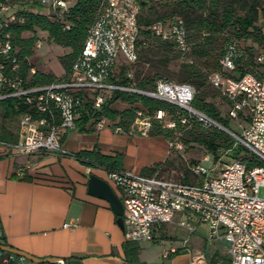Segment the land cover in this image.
<instances>
[{
	"label": "built area",
	"instance_id": "1",
	"mask_svg": "<svg viewBox=\"0 0 264 264\" xmlns=\"http://www.w3.org/2000/svg\"><path fill=\"white\" fill-rule=\"evenodd\" d=\"M78 1L0 0V12L9 13L2 21V29L14 22H23L14 10L17 4L40 5L44 9L41 14L65 22ZM141 11V0H102L85 47L71 72L45 86L28 85L21 76V59L10 35L0 34V103L16 99L24 108L19 138L16 142L0 138V157H29L49 152L74 156L63 146L65 136L78 128L77 120L86 104L92 111L101 110L115 92L167 101L198 117L206 126L222 125L192 106L197 90L189 83L161 78L154 89L143 90L134 80L132 69L128 73V83L115 79L121 60L130 68L140 61ZM257 26L264 34V0L259 7ZM66 28L70 25L66 24ZM152 31L164 40L175 42L183 53L191 50L185 19L179 14L154 23ZM245 49L244 40L229 39L221 60L225 71H236ZM256 61L264 63V51L257 54ZM31 71L35 73V68ZM209 81L231 102L229 116L242 127L241 134L232 131L233 137L260 164L251 166L243 156L213 174L214 162L210 154L203 162L188 165L195 176L201 177L198 183L167 177L158 170L145 174L133 169L108 173L107 181L125 207L126 242L153 241L157 230L176 225L187 232L184 249L192 255V264H210L208 252L188 246L199 226L206 225L208 245L214 247L222 242L228 247V264H264V194L261 195L264 190V80L254 73L234 78L216 72L209 76ZM135 114L130 132L144 136L150 134L155 119L162 121L167 116L165 111L151 115L142 107H137ZM246 118L250 121L243 126ZM182 122L186 123L187 119L183 118ZM96 126L111 127L116 133L125 132L122 126L107 118L97 121ZM169 145L171 150L183 149V143L178 141H171ZM172 252L178 250L172 249ZM56 262L67 264L64 259Z\"/></svg>",
	"mask_w": 264,
	"mask_h": 264
},
{
	"label": "trees",
	"instance_id": "2",
	"mask_svg": "<svg viewBox=\"0 0 264 264\" xmlns=\"http://www.w3.org/2000/svg\"><path fill=\"white\" fill-rule=\"evenodd\" d=\"M101 1L79 0L71 8L65 22L53 20L36 10H19L17 15L23 22H14L0 31L2 35H10L16 51L17 47L21 48V52L17 51L21 59L20 73L29 86H45L58 79L40 70L32 75L30 74L34 66L29 62V49L37 42L36 32L38 30L47 32L50 39L57 46L71 50L70 53L61 57V63L66 70V74H68L85 47L89 29L96 19ZM260 5L261 0H174L168 4V11L159 13L157 6L149 1L141 0L139 57L146 58L147 56L148 59H151L149 56L152 54H162L165 57L162 60L163 63H169L183 55L191 57L190 60L186 59L181 63L179 72L175 74V77L181 83H189L197 87V94L192 103L195 109L204 112L213 120L230 128V120L225 119L218 105L209 99L210 95L206 92L207 84L216 90L209 81V76L216 72L234 78L242 77L246 73H254L264 80L257 71L258 67H264V63L256 61V46H264V34L257 26ZM175 14L184 17L187 39L192 43L191 50L186 53L179 51L175 42L164 40L152 31L154 23L160 20L166 21ZM66 24L70 25L69 29L66 28ZM27 32L33 33L35 36L26 39L24 34ZM226 33H228V36H226ZM231 37L244 40L246 44L245 56L237 62L236 71L232 72L234 74L225 71L221 63L226 52V44ZM208 70L210 73L207 72ZM127 73L128 68L126 66L122 67V75H116L115 79L118 78L123 84H126L130 81ZM161 78L177 82L173 78L160 73L144 75L143 77L140 73L136 81L140 89L151 90L155 88L156 82ZM121 100L133 105L134 108L124 111L113 108V105ZM136 105L148 110L151 115H156L159 111H165L173 118L176 124L175 128L178 129L185 128L182 124L183 118H186L187 122H191L192 128L186 132L188 139L184 140L187 146L194 143L203 146L214 157H217L222 151H226L233 159L244 156L245 161L251 166L260 164L248 149L240 145L226 131L214 125L206 126L197 117L175 104L148 96L115 92L112 99L101 110L97 111H92L91 107L86 104L77 120V126L83 132H91L94 130L97 121L107 118L118 123L124 128L125 132H128L136 117ZM23 111V106L16 99H9L0 103V138L2 140L13 142L18 140V127L13 128L9 126V123L11 120L15 122ZM245 120L250 121L248 118ZM175 132L176 129H167L161 120L155 119L150 134L151 136H165L169 139ZM74 157L89 168H102L108 173L125 170V156L121 153L116 156H109L95 149L75 153ZM162 166L163 164L160 163L152 169L144 171L153 174ZM3 244L8 245L6 240H3ZM126 251L129 262L144 264L139 259V247L136 243H128ZM210 264H219L218 253L212 257Z\"/></svg>",
	"mask_w": 264,
	"mask_h": 264
},
{
	"label": "crops",
	"instance_id": "3",
	"mask_svg": "<svg viewBox=\"0 0 264 264\" xmlns=\"http://www.w3.org/2000/svg\"><path fill=\"white\" fill-rule=\"evenodd\" d=\"M35 10L44 9L35 5ZM8 15L0 12V31ZM63 146L71 154L95 149L109 156L124 154V169L145 174L151 173L144 170L167 162L172 153L165 136H144L130 130L116 133L108 126H95L91 132L71 130ZM92 174L107 180L106 170L89 168L74 156L57 152L0 157V243L6 240L8 245L40 259H64L67 264H132L127 258L124 229L111 204L89 194ZM170 226L157 230L153 241L136 243L142 263L192 264V255L184 249L187 234L156 236ZM188 246L208 252L211 259L216 253L221 255L200 233L190 237ZM56 261L36 263L0 251V264H58Z\"/></svg>",
	"mask_w": 264,
	"mask_h": 264
},
{
	"label": "rangeland",
	"instance_id": "4",
	"mask_svg": "<svg viewBox=\"0 0 264 264\" xmlns=\"http://www.w3.org/2000/svg\"><path fill=\"white\" fill-rule=\"evenodd\" d=\"M151 2L153 5L157 6L159 13H164L165 11L169 10L168 4L174 0H146ZM42 7V6H41ZM43 8V7H42ZM15 11L19 10H35V5L33 4H27V3H20L15 6ZM242 12V11H241ZM35 34L27 32L24 34V38L30 39L33 38ZM36 36L38 37L37 42L29 49V62L34 66L35 73L37 71H42L44 73H47L49 75H53L56 78L62 77L66 74V70L64 66L61 63V57L67 55L71 52L69 48H64L61 46H57L49 37L47 32H44L42 30H38L36 32ZM147 42V41H146ZM148 43V42H147ZM17 51L21 52V48L17 47ZM257 54L262 53L264 51V46L258 45L256 46ZM178 52V51H177ZM151 59L140 57V61L136 64L134 68H130L125 65L124 61L121 60L119 63V66L116 71V75H122V67L128 68V73L130 69L133 71L134 80L136 81V78L138 74L142 73V77L144 75H154L157 73H160L164 76H168L170 78H173L177 82L181 83L177 77H175V74H178L180 65L183 61L190 60L191 57H188V55H183L178 57L177 59H173L169 63H163V59L165 58L164 55L158 54V55H150ZM258 73L263 77L264 79V67L260 66L257 68ZM208 73L209 70L207 71ZM127 73V74H128ZM32 73V71L30 72ZM234 74V73H232ZM137 83V81H136ZM192 85V84H191ZM194 86V85H193ZM197 89L196 86H194ZM212 88L209 84H207L206 92L210 95V100L214 101L222 114V116L225 119L230 120V129L231 131L241 134L242 133V127L240 126V123L234 119H231L229 116V110L231 108V104L226 99L223 94L218 90L217 88ZM135 107H140L139 105H136ZM113 108L118 109L120 111L133 109L134 106L130 105L124 101H118L116 104L113 105ZM196 117V116H195ZM198 118V117H197ZM162 124L167 129H176L175 134H173L172 137L168 139L169 142L171 141H178L183 143V149L182 150H171V158L167 160V162L163 163V166L158 168V171L161 172L162 175L167 177H172L181 181L185 182H191V183H198L201 181V177L195 176L189 169V164L194 163H200L203 162L204 158L208 157L210 153L201 145L192 143L191 145H185L184 140H187V130L192 128L191 122H186L182 124L185 126L183 129H178L173 127L171 124H175V121H173V118L167 114L166 118L162 120ZM243 126L248 125L247 120H243L242 122ZM9 126H12L13 128L18 127V121L9 123ZM176 126V124H175ZM220 128V127H219ZM151 133V132H150ZM151 135V134H149ZM212 155V154H211ZM213 159V174H218L222 168L226 164H229L234 159L226 152L222 151L217 157H214L212 155ZM264 194V190H262L261 195ZM203 236L208 235V228L205 225H202L199 227V232ZM187 234L186 231L182 230L179 227H175V225H172L166 229L160 230L157 233V237L160 236H173L176 235L179 237L180 235ZM213 248V247H212ZM216 249L220 250V257H219V264H228L227 259V250L228 247L223 244L222 242L216 244Z\"/></svg>",
	"mask_w": 264,
	"mask_h": 264
},
{
	"label": "water",
	"instance_id": "5",
	"mask_svg": "<svg viewBox=\"0 0 264 264\" xmlns=\"http://www.w3.org/2000/svg\"><path fill=\"white\" fill-rule=\"evenodd\" d=\"M220 128L226 131L227 133H229L231 136H233V132L227 127L220 125ZM88 191L90 195L105 199L111 204L113 210L118 216V224L120 225L122 229H124L125 228V221H124L125 207H124L122 200L119 198V196L117 195L113 187L110 185V183L107 180L95 174H92L89 179ZM0 251L18 255V256L24 257L36 263H48V262H54L57 260L55 258L40 259L27 252H24L10 245H5L2 243H0Z\"/></svg>",
	"mask_w": 264,
	"mask_h": 264
}]
</instances>
